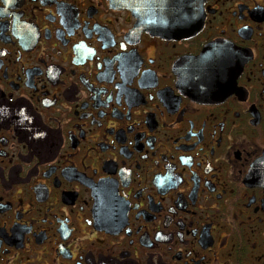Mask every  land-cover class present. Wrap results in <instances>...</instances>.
I'll list each match as a JSON object with an SVG mask.
<instances>
[{
	"label": "flooded vegetation",
	"instance_id": "1",
	"mask_svg": "<svg viewBox=\"0 0 264 264\" xmlns=\"http://www.w3.org/2000/svg\"><path fill=\"white\" fill-rule=\"evenodd\" d=\"M0 264H264V0H0Z\"/></svg>",
	"mask_w": 264,
	"mask_h": 264
},
{
	"label": "water",
	"instance_id": "2",
	"mask_svg": "<svg viewBox=\"0 0 264 264\" xmlns=\"http://www.w3.org/2000/svg\"><path fill=\"white\" fill-rule=\"evenodd\" d=\"M208 53H209V55H210V50H209V48L206 49V51H205V53L203 54V56H204V57H207Z\"/></svg>",
	"mask_w": 264,
	"mask_h": 264
}]
</instances>
